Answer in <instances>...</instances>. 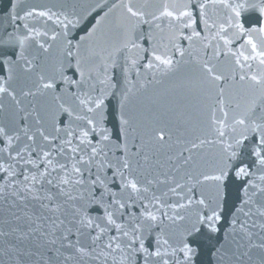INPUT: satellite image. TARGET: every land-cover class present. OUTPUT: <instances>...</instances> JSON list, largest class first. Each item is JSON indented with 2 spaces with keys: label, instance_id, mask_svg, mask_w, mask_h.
<instances>
[{
  "label": "snow or ice",
  "instance_id": "snow-or-ice-1",
  "mask_svg": "<svg viewBox=\"0 0 264 264\" xmlns=\"http://www.w3.org/2000/svg\"><path fill=\"white\" fill-rule=\"evenodd\" d=\"M8 4L0 264H264V0ZM28 74L17 93L10 82ZM180 88L210 103L160 156L148 142L165 132L146 139L147 123ZM37 96L54 106L20 99Z\"/></svg>",
  "mask_w": 264,
  "mask_h": 264
},
{
  "label": "water",
  "instance_id": "water-1",
  "mask_svg": "<svg viewBox=\"0 0 264 264\" xmlns=\"http://www.w3.org/2000/svg\"><path fill=\"white\" fill-rule=\"evenodd\" d=\"M82 3L86 5H91L94 7L95 3H108L109 6L111 3L115 2V0H81ZM150 2L153 5H160L164 3V0H150ZM56 3V0H19L20 7L16 9V12H18L20 15H23V11L27 10V8L36 6H50L51 4ZM132 3L140 6L144 3V0H132ZM9 9L8 0H0V32H3L5 29L8 31H12V28L14 27L13 24H11L7 20V13ZM148 10H154V9H148ZM104 11H107V8H105L103 11L100 9H96L94 12L89 15L84 23H82L79 26L78 30L73 31V35L77 38L80 35H84L88 28L91 27L92 24L95 23L96 19L99 18V16L104 15ZM120 9L114 10L112 14L109 15L108 18L104 21V23L101 25V30H106L112 23L115 22V20L120 16L121 14ZM37 23H42V21H38ZM49 26L50 23H49ZM140 31L147 32L148 26L142 25L140 28ZM242 42V41H241ZM147 46V45H145ZM229 68L230 65L227 64L226 61H221L218 65V70L222 71L226 74H229ZM39 71V69H37ZM114 75L117 77V79L120 78V70L117 68L115 70ZM134 75V73H133ZM31 79H34V74H28V76L20 75L19 78L14 79L11 83V87L17 89V93H19V90L22 87H30ZM225 83H228L227 81ZM22 100V104L26 107V109H30L32 104H35L37 106V110L41 109V106L48 103L53 104L54 102L51 101L50 96L47 97H29V98H23L20 97ZM112 105H115L116 101L114 98H110ZM0 103H3L6 105L9 112L14 111V106L12 105L11 101L7 96L0 97ZM207 103H210V100H208L203 92L198 88H180L176 89L175 92L169 94L166 96L163 100L164 107L160 110L156 118H150L147 123V135L146 139L148 137L154 136L155 131L154 130H163L165 132V142L163 146H161L160 143L149 140V148L151 151L156 152L157 149H159L158 155L163 156L164 154H171L175 151L179 150V145L176 143L178 139H190L191 137L188 135L181 136V132L186 127V124L183 123L185 117L190 116L195 113L197 109H199L202 105H206ZM43 114V113H42ZM183 114V115H181ZM22 116L23 113H20ZM5 121V114L0 113V122ZM109 127H111L114 131L118 127V122L115 121L114 118L110 117L109 119Z\"/></svg>",
  "mask_w": 264,
  "mask_h": 264
}]
</instances>
